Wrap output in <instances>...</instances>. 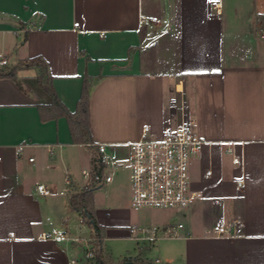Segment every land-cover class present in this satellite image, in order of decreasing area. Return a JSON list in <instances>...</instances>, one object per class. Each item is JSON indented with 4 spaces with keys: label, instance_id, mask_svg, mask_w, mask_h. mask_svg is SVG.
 <instances>
[{
    "label": "crops",
    "instance_id": "obj_1",
    "mask_svg": "<svg viewBox=\"0 0 264 264\" xmlns=\"http://www.w3.org/2000/svg\"><path fill=\"white\" fill-rule=\"evenodd\" d=\"M142 15L157 22L140 26ZM261 26L264 0H0V60L43 57L71 112L84 77L102 76L91 91L89 128L117 168L118 150L130 154L145 127L162 137L193 122L203 144L192 162L205 165L191 169L196 199L168 214L117 202L122 220L111 212L102 220L93 206L104 234L114 229L131 239L132 227L156 229L154 240L137 241L154 264H264ZM36 75L28 69L0 79V264H97L78 239L82 225L96 236L70 203L71 192L86 186L73 169L93 168L96 151L73 142L66 118L42 121L38 106L51 97ZM121 182L113 175L116 198ZM39 184L51 195H41ZM175 215L185 221L173 222ZM235 219L243 222L235 235L217 236L220 221Z\"/></svg>",
    "mask_w": 264,
    "mask_h": 264
},
{
    "label": "built area",
    "instance_id": "obj_2",
    "mask_svg": "<svg viewBox=\"0 0 264 264\" xmlns=\"http://www.w3.org/2000/svg\"><path fill=\"white\" fill-rule=\"evenodd\" d=\"M148 21L157 22V19L142 15L139 24L143 26ZM6 64V60H0V66ZM202 144V138L194 130L193 122L190 125L168 129L162 137H153L151 128L145 127L141 137L129 144V179L134 205L147 209L178 211L188 208L197 197L191 185L190 163L199 153ZM90 147L96 151V160L93 168L85 169L82 173L83 178L87 180L85 188H101L113 181V173L120 162L108 153L106 144L92 143ZM19 150L21 152L23 146ZM228 152H231V149H228ZM30 160L33 161L34 158ZM233 163L239 164L240 160L235 158ZM66 182L71 185L70 180L67 179ZM242 185L243 182L238 183V191ZM37 190L43 196L51 195V191L43 184H39ZM242 226L240 219H235L232 223L220 221L217 236L235 235L238 227ZM130 234V238L135 241H150L156 238L157 230L132 227ZM41 238L58 240L57 235L51 233H44ZM86 250V257L94 259L95 250L89 246Z\"/></svg>",
    "mask_w": 264,
    "mask_h": 264
},
{
    "label": "trees",
    "instance_id": "obj_3",
    "mask_svg": "<svg viewBox=\"0 0 264 264\" xmlns=\"http://www.w3.org/2000/svg\"><path fill=\"white\" fill-rule=\"evenodd\" d=\"M24 26V23H20ZM27 40V34L24 36L21 44ZM34 69L37 72L36 79L40 87L51 97V103L47 105H39L38 109L42 121L58 120L66 118L75 144L88 145L94 143L89 128L88 108L89 99L93 86L101 79L102 76L84 77L82 95L78 102L75 112H71L58 97L54 85L53 76L49 71L47 61L41 57H33L20 61L17 64H6L0 67V79L8 78L17 80L18 73L22 70ZM21 85V84H20ZM99 187L83 188L81 191H72L70 194V203L74 210L81 214L84 222L91 228L96 236L95 260L97 264H154L149 258L141 255L137 257H128L119 262L106 261L102 258V240L104 238V228L101 227L96 219L93 210V197L95 191Z\"/></svg>",
    "mask_w": 264,
    "mask_h": 264
},
{
    "label": "rangeland",
    "instance_id": "obj_4",
    "mask_svg": "<svg viewBox=\"0 0 264 264\" xmlns=\"http://www.w3.org/2000/svg\"><path fill=\"white\" fill-rule=\"evenodd\" d=\"M262 33L264 34V27L261 26ZM3 67V66H0ZM119 153V157L122 159V163L120 164L119 168L115 169L114 171V175L119 176L121 178V184L122 187L120 189V197L116 198L115 193H113L112 191V184H106L103 187H101L100 190L95 191L94 193V197H93V206L94 208H96L97 210H100L102 212L101 218L102 220L108 218V214L111 212V217L112 215H116L117 219L122 220L128 217L121 214H116V207L119 206L117 205L119 202V204H122L125 207H132L135 209H147V208H140L136 205H134V203L132 202V189H131V195L130 197L127 196V192H126V184L128 182L129 179V168H130V164L128 163V159H129V154L127 151V148L125 147H121L118 150ZM200 161H196L193 160V162L191 161L190 163V177H192V173H191V169L192 167H194L196 165L197 170L202 169L203 167H205V165H202V163L200 164ZM91 167L89 166H77L76 168L73 169V177L75 179L76 182H78L80 184L81 187H84L85 185H87V180H85L82 176L83 170L87 169L90 170ZM128 187V186H127ZM131 187V184H130ZM118 200V201H117ZM149 211H162V212H166V214L168 213H173L174 210H168V209H151ZM174 215V214H172ZM121 218V219H120ZM174 221L176 223L179 222H184V218L182 215H175L174 216ZM108 222V220H107ZM107 230V229H106ZM111 230L108 233H103V235L105 236L102 240V258L106 261H112V262H119L124 260L125 258L128 257H136L140 255V248L139 244L137 243V241L135 240H131L125 237H119L117 236V234L115 233L114 229H109ZM114 230V232L112 231ZM117 230V229H116ZM105 231V230H104ZM123 231V230H122ZM106 232V231H105ZM123 233V232H122ZM130 231L128 232V237H130ZM81 247L80 250L82 252H84V250L86 249V247H90L92 249H96V239L93 240L90 234V230L86 225H82L81 227V233L78 235ZM86 241V242H85ZM95 259V258H94Z\"/></svg>",
    "mask_w": 264,
    "mask_h": 264
}]
</instances>
